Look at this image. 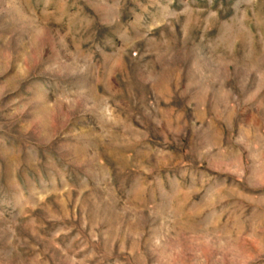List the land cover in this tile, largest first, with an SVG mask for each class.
Here are the masks:
<instances>
[{
	"label": "rangeland",
	"instance_id": "rangeland-1",
	"mask_svg": "<svg viewBox=\"0 0 264 264\" xmlns=\"http://www.w3.org/2000/svg\"><path fill=\"white\" fill-rule=\"evenodd\" d=\"M0 264H264V0H0Z\"/></svg>",
	"mask_w": 264,
	"mask_h": 264
}]
</instances>
